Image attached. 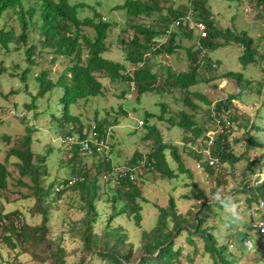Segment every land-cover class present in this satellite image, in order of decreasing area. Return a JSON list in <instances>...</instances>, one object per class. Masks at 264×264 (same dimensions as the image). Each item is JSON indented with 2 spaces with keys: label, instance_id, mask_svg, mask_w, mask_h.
Instances as JSON below:
<instances>
[{
  "label": "trees",
  "instance_id": "trees-1",
  "mask_svg": "<svg viewBox=\"0 0 264 264\" xmlns=\"http://www.w3.org/2000/svg\"><path fill=\"white\" fill-rule=\"evenodd\" d=\"M226 1L238 4L243 2V0ZM249 1L259 6L264 12V0ZM40 2L41 9L38 18L41 20L39 34L42 36L39 40L43 47L48 49L46 53L52 54L53 64L59 58L69 62L56 80L49 79L46 71L35 76L38 90L33 100L54 88H63L61 96L57 99L60 109L56 108V113H50L51 116H49L56 121L59 130L65 131L67 134L77 133L80 137H84V125L74 110L80 106L81 102L89 100L91 96H97L104 90L105 87L101 79L118 80L127 86L133 82L137 99L145 92L155 91L161 97L167 93L169 97H173L181 103L182 106L179 107V105L172 106L165 100L159 101V111L148 113V117L149 119L154 118L156 122L165 123L168 128L177 127L182 130L184 134L181 139V149L183 152H187L191 158L197 160L202 155L196 153L191 147L195 146L198 139H206L205 134L208 131L206 126L200 125L197 121L199 105L196 100L203 101L207 105L205 113L207 115L214 114L223 129L222 133L214 136L211 146L212 155L218 158L221 163L220 168L225 162L231 164L240 160L245 162L241 171L243 174L242 184L228 193L232 194L233 191L238 190L240 194H243L246 208H251L258 199L264 203V179L252 187L247 184L246 177L247 172L253 173L257 170L261 173L264 171V151L257 154L255 158L249 155L252 147L263 146L255 140V134L257 132L264 134V48L261 49V45L255 43L254 38L245 29L239 30L235 28L234 24L232 27L224 29L218 27L211 10L210 0H124L121 5L117 6L126 12L128 18L127 27L122 31L123 37H120L121 47L125 48V63H122L103 57V53L108 50L105 40L111 23L105 21L100 12L94 10L92 16L81 18L78 16L77 10L82 8L84 3H71L70 0H40ZM7 10L18 17L20 29L17 30L13 26L9 28L5 25L0 26V50H5L7 53L20 51L24 48L25 58L30 59L36 50V38L31 37L30 30L35 10L23 8L22 0H0V19ZM189 10L195 20L204 23L206 29L204 37H197L195 31L189 29L186 24L170 30V23L184 18ZM156 12L157 15H155ZM234 18L232 16L231 20ZM87 29L90 32L92 30V36L88 34ZM128 34L126 41L124 36ZM185 41H188L189 44L185 45ZM11 45L13 46L11 47ZM232 45L240 48L237 60L242 68L260 64L262 80L256 81L252 85L254 80L245 77L240 71L222 72L221 77L236 83V91L234 94L227 95L225 105L216 102L213 107H210L211 101L200 91L192 88L201 82H208L216 78L207 75L208 72L217 70L219 66V60L215 59L212 53L217 49ZM148 50L149 54L144 56ZM182 50L186 56V70L175 68L171 64L163 65L159 61L162 56L174 55L178 64V57ZM139 62H142V65L135 68L132 76L128 75L127 66ZM5 70L3 61H0V72ZM27 70L25 69L21 73L23 79ZM14 74L17 73L13 72ZM244 89H248L250 92L255 90V93L261 96V100L255 110L254 117H247L243 125L246 134V147L244 152L237 157L229 150L227 143L228 136L231 134V123L237 120V117L229 115V111L234 106L233 100L241 99ZM125 93L126 91L121 90L119 96L125 97ZM177 94L181 97L177 98ZM33 100L25 104L28 109H37ZM61 109L62 112H60ZM118 113L127 114L121 107L118 109ZM116 122L117 118L109 121L106 117H95L93 120L97 130L103 135L106 128ZM147 123L148 118L146 117L142 121V125H147ZM33 130L26 127L25 133L14 140L9 135L1 136L9 147L5 152L3 162H0V241L12 249L18 246L21 249L17 251V254L19 252L30 254L33 258L39 259V262L67 264L65 250L61 243L55 245L46 237L51 216L44 198L49 195V190H54L55 183L50 182L47 187L43 186V178L47 174V155L44 157L32 151ZM142 140L145 143L151 140V143L148 144L150 153L146 155L143 165L146 172H153L168 179L177 178L181 173L191 177L190 171L185 167L181 153H179V146L170 141H164L156 124L148 125V131ZM70 152L71 159L68 161L75 163L76 166H68L69 172L77 180L69 188L79 190L84 214L78 222H68V226L71 231L76 232V236L80 237L86 256L77 263L69 264H194L199 248L197 239L200 240L202 250L209 254L213 264H232L228 248L229 244H233V242L228 238L234 235L237 228L230 227L226 219L225 227L229 233L222 234L217 230V225L209 223L205 209H214L209 205L211 199H207L205 193L194 183H192L195 189L194 196L202 201L196 206L197 211L178 213L173 197L169 198L168 205L165 207L155 205L158 210L156 225L150 231L142 232L141 244L138 249L140 253L136 258H133L136 249L131 243L126 246L125 233L119 226H110V222L115 217L125 212L128 217L133 216L135 223L140 225V205L137 201L141 196L140 184H137L136 180L129 181L128 177L122 178L119 189L115 194L110 195L114 199L112 202L120 201L118 198L120 197L118 193L122 191L120 188L127 186L128 189L123 191L122 198L129 202L130 207L112 212L107 219L103 235L98 236L94 231L98 210L97 195H88L98 192L99 182H102V186L106 183L112 190L110 181L103 180V182L100 177L103 172L110 171V166L105 164L99 156H94L91 160H96L93 162L94 170L91 171L89 167H84L86 163L79 156L75 146L71 147ZM169 157L171 160L168 159ZM11 158L14 159L11 164L18 172L19 178L15 179L18 185L27 186L22 181V177H28L32 182V195L35 197L34 210L41 215V221L37 225L27 224L22 213L18 210L3 214L1 199L2 192L9 190L8 180L11 173L8 164ZM141 158L142 155L135 152L129 161L134 164ZM173 163L176 165L175 167H172ZM202 166L210 174L217 170L206 163H203ZM222 184L225 185V182L222 183L220 178L216 177L215 185L211 189L212 194ZM67 189H63L59 193L54 192L52 199L61 196ZM219 210L223 212L225 209ZM203 214L206 215L202 216ZM255 216L264 219V213ZM219 220L221 221V219ZM252 220L253 215L241 227L244 230L240 231L241 246L247 253L245 241L250 236L249 233L253 234L252 231L255 230L261 240L259 232L252 226ZM261 242L257 245L258 248H263L261 251L264 252V240ZM257 252L260 251L257 249Z\"/></svg>",
  "mask_w": 264,
  "mask_h": 264
},
{
  "label": "rangeland",
  "instance_id": "rangeland-1",
  "mask_svg": "<svg viewBox=\"0 0 264 264\" xmlns=\"http://www.w3.org/2000/svg\"><path fill=\"white\" fill-rule=\"evenodd\" d=\"M70 2L85 4L77 10L79 17L92 16L93 11L96 10L100 12L101 17H104L105 21L111 23V28L107 32L105 40L108 50L103 53V57L115 61H123L122 52L125 54V48L121 47L120 37H123L122 31L127 27L128 18L126 12L123 9L117 8V6L121 5L124 0H70ZM210 5L218 27L224 29L232 27V24H234L235 28L239 30L245 29L254 38L255 43H259L261 49L264 48V12L259 6L252 4L249 0H243L240 4L226 0H210ZM22 6L25 9L33 8L35 10L30 30L31 37L36 38V50L30 59L25 58L24 48L20 51L7 53L5 50H0V61H3V66L6 68L5 71L0 72V162H3L5 152L9 147L1 136L9 135L14 140L25 133L26 127H30L34 129L32 131V151L44 157L47 155V174L44 175L43 186L47 187L48 183L53 182L55 183V187L61 179L72 177L68 166H76L75 163L68 161L71 159V148L62 145L57 140V136L65 133V131L59 130L56 121L49 117L51 116L50 113H56V108L60 109V106L57 105V99L61 96L63 88H54L52 91L33 100L38 90L35 76L42 71H46L49 79L52 81L56 80L69 61L59 58L53 64L51 61L52 54L46 53L48 49L44 48L42 42L39 40L40 36H42L39 34L41 20L38 18L41 9L40 0H22ZM10 10L12 11V9ZM10 10L3 13L0 19V26L5 25L7 28L13 26L19 30L18 17L12 14ZM155 15H157V12ZM232 16L235 17L234 20H231ZM86 31L92 36V30L91 32L89 29ZM128 36L129 34L124 36V39L126 40ZM184 44L188 45L189 42L185 41ZM180 53L178 64L174 55L162 56L159 58V61L163 65L171 64L175 68L186 70V56L183 50ZM239 54L240 48L233 45L217 49L212 55L215 59L219 60V66L217 70L207 73L208 77L213 76L216 78L208 82H201L192 88L193 90L200 91L211 101L210 107H213L216 102H221L225 105L227 95L230 93L234 94L236 91V83L230 79L221 77L222 72L228 70L240 71L245 77L254 80L252 85L256 81L262 80L260 64L242 68L237 60ZM25 69L28 70L23 79L21 73ZM13 72L17 74L13 75ZM101 82L105 87L104 90L97 96H91L89 100L81 102L80 106L74 110L84 125L83 131H86L95 124L93 123L95 117H109V121L117 118L114 126L110 124L106 128L108 141L112 145L111 159L117 163L121 161L122 163L129 162L130 164L131 161L129 160L134 156L135 152L141 155L143 153H150L148 144L151 143V140L145 143L142 137L148 131V125L156 124L164 141H170L179 146V153H181L185 167L189 169L191 174V177H189L187 174L181 173L177 178L168 179L162 178L153 172H146L145 167L140 166L136 169L134 174L136 177L135 182L140 184L141 191V196L137 199L140 205V225L135 223L133 216L128 217L126 212L115 217L110 222L111 227L119 226L125 233L127 239L126 246L129 245L128 243L133 245L136 249L133 258H136L140 253L138 249L141 244L142 232L150 231L156 225L158 210L155 205L165 207L168 205L169 198L173 197L178 213L185 214L191 210L197 211L196 206L202 201L194 196L195 189L192 183L196 184L205 193L207 199L210 200L213 196L211 189L215 185L216 177H219L222 183L225 182V185H220L219 189H223L228 193L242 184L243 174L241 171L245 166V162L240 160L233 164L230 162L222 163V168L218 167L213 174L205 171L203 166L197 169V160L191 158L187 152H183L181 149V139L184 134L182 130L177 127L168 128L165 123L156 122L154 118L149 119L148 117V113H157L159 111V101L165 100L172 106L179 105L181 107L182 105L178 100L169 97L167 93L161 97L155 91L145 92L137 99L135 97V90L131 91L130 97L128 96L129 87L124 82L108 79H101ZM121 90L126 91L125 97L119 96ZM243 92L241 99L233 100L234 106L229 111V115L237 117V120L231 123V134L228 136L227 143L229 150L237 157L244 152L246 147V134L243 125L247 117H254L255 110L261 100V96L256 94L255 90L250 92L248 89H244ZM180 97L177 94V98ZM32 100L37 109H28L25 106V104L30 103ZM196 103L199 105L197 110L199 116V118L197 117V121L199 124L206 126L208 130H213L217 126L219 127L220 124L216 117L205 113L207 105L199 100H196ZM120 107L127 114H119L118 109ZM60 112H62V109ZM146 117L149 124L139 125L138 121H144ZM255 140L259 144H263V146L252 147L250 149L249 155L254 158L257 154L264 151V141H262L264 140V134L257 132ZM168 159L171 160L170 157ZM82 160L86 163L84 165L85 168L89 167L91 171L94 170L93 162L96 159L82 158ZM13 161L14 159L11 158L8 164V169L11 173V177L8 180L9 190L2 192L1 204L4 209L3 214L18 210L22 213L27 224L37 225L41 221V215L34 210L35 197L32 195V182L28 177H22V181L27 186L18 185L15 179L19 178V176L16 168L11 164ZM175 166L173 163L172 167ZM254 172L246 173L247 184L252 187H255L264 179V171L259 173L255 170ZM99 186L97 193L89 194L88 196L97 195L96 206L98 210L94 231L98 236H101L104 233V227L107 226L109 215L120 209L129 208L130 204L125 198H122L123 191L128 189L127 186L120 188L122 189L118 193L120 201L117 200L115 203L112 202L114 199H112V195L110 194H115L120 184L112 186V190L109 189L106 183L102 186V182H99ZM49 195L44 198L51 216L46 237L55 245L61 243L65 250L64 255L67 264L77 263L86 256V252L82 248L80 237L76 236L75 231L69 229L68 222H78L84 214V210L81 207L83 203L80 201V192L78 189L68 188L61 196H57L55 199H52L54 190H49ZM231 196L233 197V201L239 204L241 211L249 210V208L245 207L244 195L240 194L238 190L233 191ZM87 198L89 199L90 197ZM205 211L208 214L209 223L217 225V230L225 234L227 232V228L225 227L228 217L227 211L224 210L222 212L221 210L208 208ZM255 213L257 216L264 213V206ZM243 230L241 227L237 228L234 231V235L228 238L230 239L229 241L233 242V247L228 248L230 252L227 250L231 261H233L232 264H264V252L261 251L263 248H257V244L262 242L259 240L256 231H252L253 234L249 233L248 235L250 236L246 238L251 241L252 247H255V250H247V253L243 250L241 246L242 241H240V231ZM197 242L199 248L194 259V264H213L209 254L202 250L199 239H197ZM20 249L18 246L12 249L0 241V264H51L49 261L39 262V259L33 258L30 254L28 255L23 252L17 254V251ZM257 249L260 252H257Z\"/></svg>",
  "mask_w": 264,
  "mask_h": 264
},
{
  "label": "built area",
  "instance_id": "built-area-1",
  "mask_svg": "<svg viewBox=\"0 0 264 264\" xmlns=\"http://www.w3.org/2000/svg\"><path fill=\"white\" fill-rule=\"evenodd\" d=\"M186 24L189 29H193L197 34V37H204L206 35L205 25L201 21H197L192 17L191 10L185 15L184 18L181 20L172 21L169 25L170 30L176 29L180 25ZM169 31V29H168ZM148 53L144 54L147 56ZM142 62H139L136 65H132L126 69L128 75L132 76L133 70L137 66H141ZM130 90H134V84L130 83ZM131 94H129L130 96ZM214 116V114H212ZM139 125H142V121H138ZM223 129L221 126L215 127L213 130H208L205 134L206 139H198L193 145L191 149H193L196 153L201 154L202 157L197 159L196 161V168H201L203 163H206L208 166L215 167L216 169L221 167V163L218 158L214 157L211 153V146L214 142V136L219 133H222ZM85 134L84 137H80L78 134L68 135V134H59L57 136V140L66 147H73L77 148L79 156L83 159H89L94 156H99L105 164H109L110 171H105L101 174V179L104 181H110L111 185L114 186L115 184H120V180L124 177H128L129 181H135V172L136 169L140 166L143 167L146 161L147 153L142 154V158L139 159L134 164H129V162H115L111 159V146L108 142V132L104 135L100 134L97 130L95 124H93L89 129L83 131ZM77 178L75 176L68 177L66 179H61L56 186L54 187V192L59 193L63 189L69 188L76 182ZM264 203L261 199L254 204L253 207L249 208V210L254 213L252 226L259 232L261 236V240H264V227H257V218H256V211L263 207ZM255 216V217H254ZM246 248L248 250H255V247H252V243L250 240L245 241ZM232 244H229V248L232 247Z\"/></svg>",
  "mask_w": 264,
  "mask_h": 264
},
{
  "label": "clouds",
  "instance_id": "clouds-1",
  "mask_svg": "<svg viewBox=\"0 0 264 264\" xmlns=\"http://www.w3.org/2000/svg\"><path fill=\"white\" fill-rule=\"evenodd\" d=\"M103 19H104V17H103ZM146 52L149 54V50ZM122 54H123V56H122L123 61H120V62L125 63V54H124V52H122ZM132 65H136V64H132ZM132 65H130V66H132ZM130 66H127V68ZM130 83L128 85V87H129L128 96H129V94H131ZM134 90H135V86H134ZM63 134H67V133H63ZM75 134H77V133H75ZM68 135H74V133L68 134ZM262 141H264V140H262ZM110 146H111V144H110ZM69 148H71V147H69ZM63 179H66V178H63ZM209 205H210V207L217 209V210H219L221 208L225 209L228 213L227 223L232 228H239V227L244 226L248 222L250 216L254 215V213H252L250 210L241 211L239 204L233 201V197L231 196V194L225 192L223 189H218L213 194L211 200L209 201ZM257 227H264V219L257 217ZM257 248H258V245H257Z\"/></svg>",
  "mask_w": 264,
  "mask_h": 264
},
{
  "label": "crops",
  "instance_id": "crops-1",
  "mask_svg": "<svg viewBox=\"0 0 264 264\" xmlns=\"http://www.w3.org/2000/svg\"><path fill=\"white\" fill-rule=\"evenodd\" d=\"M108 120H109V117L107 118ZM116 124V123H115ZM115 124H112L113 126L115 125ZM112 131V130H111ZM111 151H112V145H111ZM121 162V161H120Z\"/></svg>",
  "mask_w": 264,
  "mask_h": 264
}]
</instances>
